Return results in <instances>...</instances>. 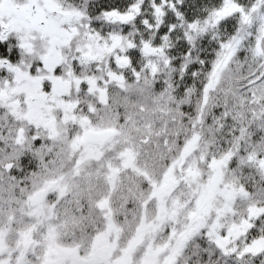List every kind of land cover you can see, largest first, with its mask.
Returning a JSON list of instances; mask_svg holds the SVG:
<instances>
[{"label":"snow or ice","instance_id":"obj_1","mask_svg":"<svg viewBox=\"0 0 264 264\" xmlns=\"http://www.w3.org/2000/svg\"><path fill=\"white\" fill-rule=\"evenodd\" d=\"M0 264H264V0H0Z\"/></svg>","mask_w":264,"mask_h":264}]
</instances>
